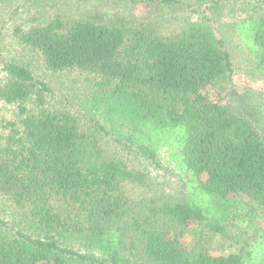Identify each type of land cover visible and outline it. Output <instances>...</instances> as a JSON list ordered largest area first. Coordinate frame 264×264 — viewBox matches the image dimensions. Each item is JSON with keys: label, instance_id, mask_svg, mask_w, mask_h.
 <instances>
[{"label": "trees", "instance_id": "1", "mask_svg": "<svg viewBox=\"0 0 264 264\" xmlns=\"http://www.w3.org/2000/svg\"><path fill=\"white\" fill-rule=\"evenodd\" d=\"M198 9L168 36L148 8L16 28L45 71L84 74L92 92L78 108L56 103L26 65L2 64L0 100L17 118L0 134V197L24 226L0 218V264H264L257 112L205 93L233 72V38L215 26L225 16L245 14L236 44L264 79V0H205ZM131 154L171 170L181 196L132 201L125 185H147L150 171L132 167ZM191 220L198 243L188 252L171 226ZM216 235L232 250L211 254L204 244Z\"/></svg>", "mask_w": 264, "mask_h": 264}, {"label": "rangeland", "instance_id": "2", "mask_svg": "<svg viewBox=\"0 0 264 264\" xmlns=\"http://www.w3.org/2000/svg\"><path fill=\"white\" fill-rule=\"evenodd\" d=\"M199 6L201 8L205 6V0H177L165 5H144L133 3L131 0H0V77L3 76L2 64L9 61L20 62L30 69L34 77L48 84L53 102L67 103L78 108L92 92L91 82L86 75L78 72L45 71L41 59L19 44L15 35L17 27L26 29L36 21L50 19L55 15L68 20L79 18L89 11L111 16L116 12L141 14L148 8L150 21L156 25L157 32L168 36L180 31L187 18L195 19L197 14L193 10H199ZM244 16L245 14H238L236 18L225 16L217 20L215 26L230 39L233 38L229 43L233 72L230 78L206 89L205 93L221 103L229 102L235 108L254 109L257 112L258 127L264 135V79L248 67L245 53L236 44L238 40L234 33L235 23ZM16 111L14 105L5 104L0 100V134L5 133L4 123L17 118ZM127 159L132 167H146L150 171L147 185H125L126 193L132 201L139 204L151 200H171L181 196L182 185L171 170L156 168L149 161L132 154ZM0 218L7 223L6 227L24 226L17 209L1 197ZM257 225L264 229V216L258 220ZM197 226V221L194 220L186 226H171L173 232L178 233L182 246L188 252L198 243V233L195 232ZM231 242L230 239L216 235L203 244L211 254L217 255L232 250Z\"/></svg>", "mask_w": 264, "mask_h": 264}]
</instances>
